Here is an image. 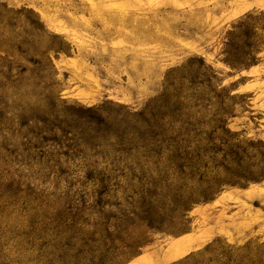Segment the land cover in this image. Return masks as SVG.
I'll return each mask as SVG.
<instances>
[{"label":"rangeland","instance_id":"374dc122","mask_svg":"<svg viewBox=\"0 0 264 264\" xmlns=\"http://www.w3.org/2000/svg\"><path fill=\"white\" fill-rule=\"evenodd\" d=\"M149 253L264 264V0H0V264Z\"/></svg>","mask_w":264,"mask_h":264},{"label":"crops","instance_id":"0c3cea01","mask_svg":"<svg viewBox=\"0 0 264 264\" xmlns=\"http://www.w3.org/2000/svg\"><path fill=\"white\" fill-rule=\"evenodd\" d=\"M195 240V236L187 235L174 240L167 250V260L163 263L174 261L194 249L192 242ZM154 258V254L141 255L138 258L127 264H148Z\"/></svg>","mask_w":264,"mask_h":264},{"label":"trees","instance_id":"16d2710c","mask_svg":"<svg viewBox=\"0 0 264 264\" xmlns=\"http://www.w3.org/2000/svg\"><path fill=\"white\" fill-rule=\"evenodd\" d=\"M183 228L185 229V225L183 226Z\"/></svg>","mask_w":264,"mask_h":264}]
</instances>
